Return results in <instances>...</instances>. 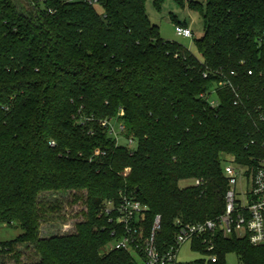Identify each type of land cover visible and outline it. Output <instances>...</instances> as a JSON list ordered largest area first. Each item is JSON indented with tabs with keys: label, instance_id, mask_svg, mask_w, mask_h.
I'll use <instances>...</instances> for the list:
<instances>
[{
	"label": "trees",
	"instance_id": "1",
	"mask_svg": "<svg viewBox=\"0 0 264 264\" xmlns=\"http://www.w3.org/2000/svg\"><path fill=\"white\" fill-rule=\"evenodd\" d=\"M164 1L154 0L157 11ZM144 3L0 0V225L22 232L0 242V264H137L128 252H102L117 227L101 215L106 201L142 203L145 229L160 216L167 248L177 219L222 214L223 164L260 153L264 0H206L204 10L188 2L204 22L200 58L162 39ZM105 122L123 127L124 145ZM64 196L82 204V220L41 237ZM214 254L217 264L230 254L264 264V247L245 240L217 238Z\"/></svg>",
	"mask_w": 264,
	"mask_h": 264
},
{
	"label": "built area",
	"instance_id": "2",
	"mask_svg": "<svg viewBox=\"0 0 264 264\" xmlns=\"http://www.w3.org/2000/svg\"><path fill=\"white\" fill-rule=\"evenodd\" d=\"M85 1L91 5L97 4V0ZM174 33L177 37H193L189 28L179 25H175ZM222 85L232 88L229 82H223ZM214 93L212 90L208 97L211 107L218 104ZM103 125L120 144L119 133L123 127L111 122ZM127 145L132 146L133 140L129 139ZM259 150L260 153L250 163L227 161L223 164L227 189L222 214L216 219L203 222L186 223L177 219L174 223L176 230L173 242L167 248L157 241L162 229L160 216H155L150 228L145 229L147 208L142 203L123 194L119 195L116 203L106 201L101 215L117 226L111 232L113 242L110 249L130 253L137 264H181L177 259L178 253L188 243L192 251L203 257L204 264H217L218 256L214 254L217 238L240 239L253 247H264V139ZM199 183L196 181L195 184ZM198 246L204 250L203 254L194 249Z\"/></svg>",
	"mask_w": 264,
	"mask_h": 264
},
{
	"label": "rangeland",
	"instance_id": "3",
	"mask_svg": "<svg viewBox=\"0 0 264 264\" xmlns=\"http://www.w3.org/2000/svg\"><path fill=\"white\" fill-rule=\"evenodd\" d=\"M188 2L199 3L202 9H205L206 0H182V4L176 3L174 0H165L160 7V11H157L154 5V0H145L144 7L145 12L152 25L159 28V33L162 39L169 42H176L187 48L192 54L200 58L197 49L195 47V40L200 39L204 34V22L199 12L190 10L187 7ZM98 9V8H97ZM100 11V10H98ZM171 17H174L179 23H173ZM175 25L188 27L193 34L192 38L177 37L174 33ZM120 144L124 145L125 142L121 139ZM191 182H181L180 187L189 185ZM45 199L47 198L43 195ZM60 209L55 213H48L45 221L41 223L40 236L47 237L54 234H63L70 232L69 228L73 227L75 223L82 220L81 211L83 206L81 203H72V197H60L58 199ZM52 218V219H51ZM19 228H8L0 225V242L11 241L17 238L21 234ZM111 247V246H110ZM110 247L105 248L102 252H106ZM20 251L23 253V260H36V257L32 251H28L23 247H20ZM203 257L192 251L188 243L184 244L178 253V262L181 264H187ZM225 264H241L238 258L233 255H227L225 257Z\"/></svg>",
	"mask_w": 264,
	"mask_h": 264
},
{
	"label": "crops",
	"instance_id": "4",
	"mask_svg": "<svg viewBox=\"0 0 264 264\" xmlns=\"http://www.w3.org/2000/svg\"><path fill=\"white\" fill-rule=\"evenodd\" d=\"M186 28H188V27H186Z\"/></svg>",
	"mask_w": 264,
	"mask_h": 264
}]
</instances>
